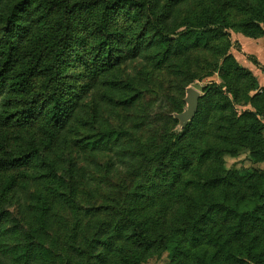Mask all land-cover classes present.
Here are the masks:
<instances>
[{
    "label": "trees",
    "instance_id": "obj_1",
    "mask_svg": "<svg viewBox=\"0 0 264 264\" xmlns=\"http://www.w3.org/2000/svg\"><path fill=\"white\" fill-rule=\"evenodd\" d=\"M196 1L156 0L155 9L162 10L163 7H167V13L161 15V19L167 21L176 14L189 13L190 7L196 8L194 7ZM149 4V0H15L11 7L6 5L5 0H0V7L4 9L6 6L7 8V11H4L6 22L0 26V138L3 137L6 128H19L38 116L39 110L34 104L24 102L20 108L12 112L8 105L12 102L11 95L22 92L33 82L40 68V60L44 59L43 52L46 61L49 62L47 70L51 73L49 80L51 92L47 98L49 105L42 108L39 114V117L43 116L40 133L43 136L46 151L43 152V147L35 144L19 155L7 156L3 155L0 144V177L9 176L38 159L43 165H48L47 160L50 153L48 149L54 147L58 140L73 133L72 125L76 121V115L82 114L84 109H87V112L90 109L92 114L90 121L94 124H101L102 111L104 106L108 105L107 101L115 107L114 116L116 118L124 117L125 103L134 104L135 97L130 96L127 100L119 99L125 90L123 86H115L111 83L113 88L110 89V97L105 96L104 93L98 97L95 93L92 104L88 105L89 108H86L87 106L79 108L78 105H71L63 98L56 81V70L61 66L63 54L73 38L72 30L77 23V17L87 10L94 11L93 31L97 39L96 50H99L104 62L100 68L105 71L109 67L113 68L117 62V64L130 67L134 61L140 60L144 64V62L155 61L158 58L160 63L156 64V69H161L165 65V57L168 53L167 36L161 37L160 35L158 43H149L145 48L133 46L127 52L123 49L121 51L123 56L117 57L115 56L117 47L123 44L120 41L121 38L116 37L110 31L113 16L121 6L146 7ZM229 7L230 5H223L219 12L228 14L233 10L232 7L228 9ZM28 9L33 10L32 15L25 17L17 15L18 12H25ZM253 11V17L245 19L240 29L238 25L234 27L241 35L259 40L264 36V0H257ZM224 16L226 17L218 25H211L208 31L220 32L225 26L229 27L230 16ZM44 19H52L53 23L51 27L53 31L45 37V34L39 30V22ZM203 23L204 21L201 20L200 24ZM153 28L158 30L159 27L153 26ZM17 30L21 35L27 34L34 44L37 42V48L35 50L33 48L27 54L28 59L16 70L19 64L17 61L19 50L22 47V36L17 38L14 36V31L17 32ZM151 32L152 28L146 23L139 32V38ZM214 48L216 47L209 43L189 48L186 53L187 66H184V70H181L177 76L194 77L193 70L196 67L200 71L206 70L202 68V63H204L202 56ZM214 60L212 71L207 70L204 77L216 75L227 86L236 80L238 85H235V97L241 98V95L245 93L243 104L250 105L254 111L247 112L240 117L229 115L223 123L219 124L217 112L210 103L218 84L205 83L203 85L204 96L199 101L193 125L189 124L181 134L174 132L163 134L154 130L152 137L147 139L145 130L138 137L144 149L142 151L144 161L148 163L152 159L159 160L157 169L163 175L162 184L157 186L156 195L143 198L140 191L143 188L149 189L154 184L141 182L133 188L131 182L122 176L116 183L109 185L114 192L109 196L104 195L102 203L99 198H96L98 195L93 193V190L89 191L93 193L91 201L95 206L85 205L87 215H82V213L80 215L84 226L72 229L67 225V219L71 216L62 212L58 201L39 197L45 200V205L37 208L38 213H34V228H29L27 236L29 240L21 245L22 252L28 255L34 253L37 257L36 261L29 260L28 263L44 264V258L47 262L54 263L66 257V264H81L82 261L83 264H141L161 242L184 240H190L193 243L200 242L202 238L208 236L205 227L216 221L225 225L226 230L237 240H241L251 231L264 233V171L253 169L244 178L240 174H235L238 180L244 181L243 183L251 188V196L236 198L234 194L231 195L222 190L225 186L233 185L234 178V174L225 172L223 157L236 156L242 151H248L254 160L264 161V88L259 86L255 78L258 90L247 85L245 79L252 74L248 69L243 68L232 55L224 54L223 57L220 55ZM236 71L240 72L237 76L234 75ZM190 81L184 85L183 89L193 83ZM103 86L105 89L108 88V82ZM253 91L256 93L251 96ZM200 120L205 121L203 127H199ZM192 128L200 135L190 134ZM218 129H222L223 134L214 144L212 137ZM115 130L94 134L97 138L95 142L103 144L109 140V144L116 143V149L123 150L128 137H116L114 141H111L110 138L116 133ZM108 135L110 136L107 137ZM188 136L189 139L201 137L200 142L209 143L204 151L205 158L208 159L206 167H201L202 160L197 162L193 153H189ZM91 150L96 155V149L92 147ZM146 150L150 152L147 153ZM105 155L114 157L109 153ZM178 161L188 167L199 166L195 173L181 184H179V179L182 177L183 170ZM70 173L76 176V171L70 170ZM85 175L84 172L83 176ZM26 177L30 178L28 175ZM16 185H18L17 177L10 175L0 198V217L3 215L2 206L7 200L6 194ZM103 186L104 183L98 188H104ZM189 186H193L196 193H188L186 189ZM118 189H122L123 195L115 193ZM75 192L81 193V189ZM167 197L177 200L178 204L174 206V213L164 216L172 206ZM86 198L88 199V196ZM77 203L81 206L85 204V200L78 199ZM49 238L52 243L49 242Z\"/></svg>",
    "mask_w": 264,
    "mask_h": 264
},
{
    "label": "rangeland",
    "instance_id": "obj_2",
    "mask_svg": "<svg viewBox=\"0 0 264 264\" xmlns=\"http://www.w3.org/2000/svg\"><path fill=\"white\" fill-rule=\"evenodd\" d=\"M14 1L5 0V3L13 7ZM149 1L150 4L146 7L121 6L113 16L110 31L116 37H120L123 44H119L117 47L118 50L115 54L117 57L123 56L121 54L123 49L124 52H127L133 46L145 48L149 43H158L160 35L161 37L167 36L168 53L165 57V65L161 69H156V64L160 63L157 58L155 61L150 60L144 64L140 60L134 61L130 67L125 64H117V62L113 68L109 67L104 71L103 68H100L104 63L103 56L99 54V50H96L97 39L93 31L94 11L87 10L83 15L77 17V23L72 30L73 38L63 54L61 66L56 70L55 75L63 98L71 105L89 108L88 105L92 104L95 93L98 97H101L103 93L110 97V89L114 84L125 88L119 99L127 100L130 96H134L135 102L132 105L125 103L124 117L116 118L114 116L115 107L107 101L108 105L104 106L102 111L101 124L92 123L90 109L88 112L87 109H84V114L76 115V121L72 125L73 133L58 140L54 147L48 149L50 150L48 165H43L38 159L29 166L10 174L17 177L18 185L6 194L7 200L1 210L3 215L0 217V264H30L29 260H37L34 253L28 255L26 252H22L21 245L29 240L27 238L29 228H34V213H38L37 208L45 205L44 199L46 198L58 201L62 212L71 216L67 219V225L72 229L84 226L80 215L81 213L87 215L85 205L95 206L91 201L93 193L98 195L96 198H99L101 203L104 202V195L109 196L114 192L109 185L116 183L122 176L131 182L133 188L141 182L154 184L151 185V188H143L140 191L143 198L148 195H156L157 186L162 184L161 177L163 175L157 169L159 160L152 159L148 163L144 161L142 153L144 149L140 145L138 137L145 130L147 139L152 137L151 134L154 133V130L163 134L165 132L181 134L189 124L193 125L196 115L192 113L189 105L190 90L197 91L201 99L204 96L203 85L205 83L215 82L218 84V88L211 96L210 103L217 112L219 124L223 123L229 115L240 117L247 112L254 111L250 105L243 104L245 93L241 95L239 92L238 95H241V98L235 97L234 89L235 85H238L236 80L232 82L234 85L231 83L227 86L216 75L211 77H204V75L207 70L212 71L214 59L220 55L221 57L224 54L233 57L234 55L237 57L243 55L237 40L242 36L234 25H238L237 27L240 29L245 19L253 17V8L257 0H197L196 6L194 5L196 8L190 7L189 13L176 14L175 17L167 21L161 19V15L163 16L168 11L167 7H163L162 10L155 9L156 0ZM226 4L230 5L228 9L232 7L233 10L228 14L219 12L221 7ZM4 11H7L6 6L4 9L0 7V26L6 22ZM32 14L33 10L31 9L17 13L20 17ZM224 15L230 16L229 27L225 26L220 32L208 31L211 25H218L226 17ZM201 20L204 21L203 24H200ZM146 23L150 25L152 32L139 38V32ZM52 24V19H44L39 22V30L45 34L44 37L53 31ZM153 26L159 27L158 30H155ZM212 29H214L213 26ZM14 33L16 38L22 36L17 70L28 59L27 54L33 48L34 50L37 48V42L34 44L27 34L21 35L18 30ZM259 40H261V48L264 50V36ZM207 43L216 48L207 51L202 56L204 59L202 68L206 70L200 71L196 67L193 70L194 77L177 76L181 70H184V66H187L186 53L189 48ZM120 48L121 50H119ZM44 55L43 52L44 59L40 60V68L31 85L22 92L11 95L12 102L8 105L11 112L20 108L24 102L34 104L39 110V114L42 108L48 107L47 98L51 92L49 81L51 73L50 70H47L49 62L46 61ZM247 59L245 58L246 61ZM249 61L264 72V66L259 65L254 57H250ZM239 74L240 72L237 71L234 73L235 76ZM251 74L246 77L245 81L247 85L258 90L256 77L253 72ZM190 79L193 83L183 89ZM107 82L108 88L105 89L103 85ZM255 93L256 91L251 92V96ZM39 114L19 128L8 127L4 130L3 137L0 138L3 155H19L35 144L42 146L43 152L46 151L44 139L40 133L43 116L39 117ZM199 122V127H203L205 121L200 120ZM112 129H116V133L110 138L111 141H114L116 137H128L123 150L116 149V143L109 144V140L103 144L95 142L97 138L94 137V134L107 133ZM192 133L200 135L193 128L190 130V134ZM222 134V129L215 131L212 142L214 144L218 142L219 136ZM187 138L189 153H193L197 162L202 160V162L200 161L201 167H206L208 159L205 158L204 151L208 148L209 143L200 142L201 137L189 139L188 136ZM92 147L96 149V155L91 150ZM146 152L148 153L150 150H146ZM105 153L113 154L114 157L105 155ZM222 160L225 172L234 174L233 185L225 186L222 190L231 195L234 194L236 198L251 196V188L248 187V184L243 183L244 181L238 180L235 174H240L244 178L253 169L264 171V161L254 160L248 151H242L236 156H225ZM178 164L183 170L179 184L187 181L199 167L197 165L188 167L179 161ZM70 170L76 171L75 177L71 175ZM84 172L85 176H83ZM10 175L0 177V198ZM245 181L247 182V180ZM103 183L104 188H98ZM161 187L163 189V186ZM79 188L81 193L75 192ZM92 190L93 193L89 192ZM186 190L188 193H196L193 186H189ZM115 193L123 195L122 189L115 190ZM41 196L44 199H39ZM81 198L85 200V204L80 206L77 201ZM169 200L172 206L164 216L174 213V206L178 204L177 200L171 198ZM205 229L208 236L197 243L190 240L161 242L141 264H264L263 232L251 231L241 240H237L231 236V233L226 230V226L220 221L207 225ZM49 239V242L52 243L51 238ZM43 260H45L44 264H66L67 258L54 263L47 262L45 258Z\"/></svg>",
    "mask_w": 264,
    "mask_h": 264
},
{
    "label": "crops",
    "instance_id": "obj_3",
    "mask_svg": "<svg viewBox=\"0 0 264 264\" xmlns=\"http://www.w3.org/2000/svg\"><path fill=\"white\" fill-rule=\"evenodd\" d=\"M240 36L242 37H238L237 40L240 44L243 55H241V57H237L236 55H234V57L239 62V64L254 73L259 86L261 88H264L263 70L255 66L253 63H250L249 61L250 57H254L259 65L264 66V50L261 48V40L251 39L243 35ZM245 58H248L247 61L245 60Z\"/></svg>",
    "mask_w": 264,
    "mask_h": 264
},
{
    "label": "water",
    "instance_id": "obj_4",
    "mask_svg": "<svg viewBox=\"0 0 264 264\" xmlns=\"http://www.w3.org/2000/svg\"><path fill=\"white\" fill-rule=\"evenodd\" d=\"M200 94L195 90L189 91V105L194 115L198 112Z\"/></svg>",
    "mask_w": 264,
    "mask_h": 264
}]
</instances>
